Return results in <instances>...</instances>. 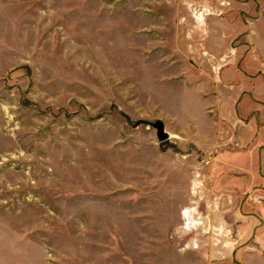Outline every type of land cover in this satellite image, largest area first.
Here are the masks:
<instances>
[{
    "label": "rangeland",
    "instance_id": "rangeland-1",
    "mask_svg": "<svg viewBox=\"0 0 264 264\" xmlns=\"http://www.w3.org/2000/svg\"><path fill=\"white\" fill-rule=\"evenodd\" d=\"M234 110L264 123V0H0V264H264Z\"/></svg>",
    "mask_w": 264,
    "mask_h": 264
},
{
    "label": "crops",
    "instance_id": "crops-1",
    "mask_svg": "<svg viewBox=\"0 0 264 264\" xmlns=\"http://www.w3.org/2000/svg\"><path fill=\"white\" fill-rule=\"evenodd\" d=\"M240 111L234 110L233 116L229 115V121L235 130V138L238 146H244L243 144L246 142H250L251 140L255 141L254 150L261 146V154L260 160L261 163L264 164V123L259 126L256 120H254L255 116L250 115V118H241ZM242 123V124H241ZM255 136V138H254ZM248 140V141H247ZM253 149L246 148L244 152H234L230 154V158L228 160H238L239 157H246L250 154V157L253 155ZM220 160V159H219ZM221 162V161H220ZM227 162V161H226Z\"/></svg>",
    "mask_w": 264,
    "mask_h": 264
},
{
    "label": "water",
    "instance_id": "water-1",
    "mask_svg": "<svg viewBox=\"0 0 264 264\" xmlns=\"http://www.w3.org/2000/svg\"><path fill=\"white\" fill-rule=\"evenodd\" d=\"M141 125L151 128L154 131L156 142H162L164 140L169 139L170 137V135L164 130L162 122H160L159 120H155L153 122L137 120V121L130 123V127L132 129L138 126H141Z\"/></svg>",
    "mask_w": 264,
    "mask_h": 264
},
{
    "label": "built area",
    "instance_id": "built-area-1",
    "mask_svg": "<svg viewBox=\"0 0 264 264\" xmlns=\"http://www.w3.org/2000/svg\"><path fill=\"white\" fill-rule=\"evenodd\" d=\"M247 199L249 201V204L251 205H259L262 204L264 201V190L259 191H248L247 193Z\"/></svg>",
    "mask_w": 264,
    "mask_h": 264
}]
</instances>
